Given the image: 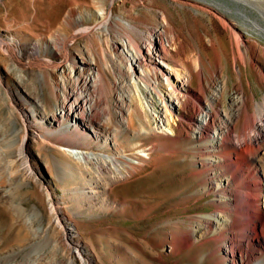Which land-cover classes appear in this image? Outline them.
<instances>
[{"label": "rangeland", "instance_id": "obj_1", "mask_svg": "<svg viewBox=\"0 0 264 264\" xmlns=\"http://www.w3.org/2000/svg\"><path fill=\"white\" fill-rule=\"evenodd\" d=\"M101 11L114 25H99ZM130 36L142 48L134 79ZM0 37L23 51L14 61L0 50V264H229L213 232L181 245L222 201L226 171L185 118L171 125L174 136L159 133L155 79L140 71L158 55L189 72L196 92L198 58L205 94L223 86L213 124L232 115L241 91L251 122L264 124V0H1ZM69 147L135 167L89 188L114 173L84 166ZM247 167L232 161L242 176Z\"/></svg>", "mask_w": 264, "mask_h": 264}, {"label": "bare ground", "instance_id": "obj_2", "mask_svg": "<svg viewBox=\"0 0 264 264\" xmlns=\"http://www.w3.org/2000/svg\"><path fill=\"white\" fill-rule=\"evenodd\" d=\"M111 17L110 12L105 17L104 11H101L99 25L105 24V26L111 27L114 25ZM128 25L130 32L136 31L134 26ZM235 37L237 45H240V38ZM127 43L134 53L129 61L130 77L134 79L136 77L135 69L141 62L142 48L137 39L132 36L128 37ZM52 48L55 50V46L52 45ZM0 50L14 61H18L23 53L20 42H7L2 37H0ZM156 57L159 58V61L147 63L151 71L148 73L140 71L142 77L155 79L152 83V91L161 101L160 108L153 109L156 123L159 125L156 129L159 130V133L174 136L171 125H176V121L180 122L177 125V128L180 129L181 122L185 118L192 123L190 133L195 139L200 141L207 136L211 151L216 157L211 162L214 165H222L226 171L225 177L222 179L223 183L220 184L222 188H216L222 201L217 203L216 210L208 220L197 226L195 230L183 235L181 245L186 247L193 237L213 232L214 235L211 239L216 244L220 243L216 246L217 251L221 252L229 264H264V124L251 122L252 116L247 106L249 99L245 92L241 91L232 103V107H235L232 115L227 116L217 126L214 125L213 122L220 116L223 86H218L215 91L206 95L201 78L202 63L198 58H193L190 63L198 71L197 90L194 92L189 88L191 76L189 72L181 73L182 70L180 71L178 68L172 69L162 57L158 55ZM97 76L101 78L102 74L98 72ZM159 80L164 82L165 91L160 88ZM187 104H191L197 110L195 116L189 117L183 112ZM146 106L149 107V105ZM82 109L80 112L83 114L85 108ZM241 110L245 111L238 132L237 122ZM232 134L234 139L232 138L233 141L228 143L227 140ZM63 150L86 167L94 163L112 170L114 176L105 184L97 185L95 183L94 186V184L88 183L89 188L93 189L106 188L111 184L109 182L125 178L127 167H135L124 157L110 154V152L95 153L78 147L63 148ZM139 153L141 156L148 155L141 150ZM240 158L248 166V172H250H245L246 178L252 180L251 184L244 188L237 187L239 186L238 179L245 176H242L237 169L231 168L232 161H239ZM239 189H241V195ZM77 251L80 252L81 249Z\"/></svg>", "mask_w": 264, "mask_h": 264}]
</instances>
